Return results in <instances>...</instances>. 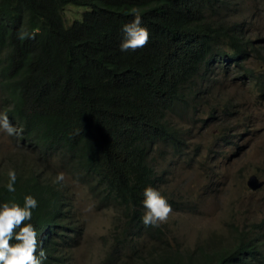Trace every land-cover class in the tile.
Here are the masks:
<instances>
[{"label": "trees", "instance_id": "16d2710c", "mask_svg": "<svg viewBox=\"0 0 264 264\" xmlns=\"http://www.w3.org/2000/svg\"><path fill=\"white\" fill-rule=\"evenodd\" d=\"M229 3L0 0V114L18 129L13 138L22 149L8 165L0 162V207H23L26 196L38 201L25 224L37 232L43 264H73L83 236L67 182L54 183L61 172L88 185L102 204L120 206L125 221L112 234L108 264H264L261 246L251 242L200 256L161 245L162 252L151 250L148 261L137 263L152 239L161 244L163 227L142 222L144 191L158 190L161 181L151 161L154 145L184 143L174 116L209 106L213 78L233 68L264 98V56L243 24L223 18ZM69 5L88 8L70 25ZM132 9L150 40L121 52ZM21 30L35 39L22 41ZM258 54L256 71L246 63ZM9 171L17 175L15 192L7 190ZM166 199L173 208L176 202Z\"/></svg>", "mask_w": 264, "mask_h": 264}, {"label": "rangeland", "instance_id": "374dc122", "mask_svg": "<svg viewBox=\"0 0 264 264\" xmlns=\"http://www.w3.org/2000/svg\"><path fill=\"white\" fill-rule=\"evenodd\" d=\"M86 10L69 5L67 24L82 19ZM222 15L230 23L243 24L247 37L264 56V0H230ZM259 54L246 66L258 71ZM209 88V106L173 118L183 131L180 149L166 142L154 145L151 161L161 177L158 190L176 204L168 222L161 224L160 246L152 239L137 263L148 261L151 250L162 252L161 245L192 256L233 250L242 242L261 245L264 250V98L260 88L234 68L214 77ZM13 136L0 131L2 164L21 156ZM252 176L263 184L250 187ZM65 181L83 223L73 264H108L112 234L125 221L120 206L102 204L88 185L73 176L66 175Z\"/></svg>", "mask_w": 264, "mask_h": 264}, {"label": "clouds", "instance_id": "9594fccd", "mask_svg": "<svg viewBox=\"0 0 264 264\" xmlns=\"http://www.w3.org/2000/svg\"><path fill=\"white\" fill-rule=\"evenodd\" d=\"M132 13L135 16L133 22L123 27L125 39L121 44V52L135 51L143 48L147 46L150 40L148 29L141 26L142 19L138 14V10L132 9ZM18 38L22 41L25 39H35V35L21 30ZM0 131L6 132L9 136L18 135V129L11 124L6 114H0ZM8 175L10 182L7 185V190L15 192L16 172L9 171ZM65 180L66 175L61 172L55 177L54 183L61 184ZM257 183L263 184L258 181ZM144 196L143 206L147 211L142 217L143 224L145 226L158 227L161 224L167 223L169 217L173 214V209L168 200L160 191L152 187L145 189ZM37 207L38 201L32 196L25 197L23 207L15 203L11 205L5 203L0 207V264H43V261L47 259L46 252L42 249L37 239L35 228L31 223L25 224L26 221L32 219V210ZM13 238L17 243H10ZM37 252L39 253L38 255Z\"/></svg>", "mask_w": 264, "mask_h": 264}, {"label": "water", "instance_id": "95a60500", "mask_svg": "<svg viewBox=\"0 0 264 264\" xmlns=\"http://www.w3.org/2000/svg\"><path fill=\"white\" fill-rule=\"evenodd\" d=\"M249 185H250L252 188H254V189H256V188L259 186V184L257 183V179H256V177H252V178L250 179V181H249Z\"/></svg>", "mask_w": 264, "mask_h": 264}]
</instances>
